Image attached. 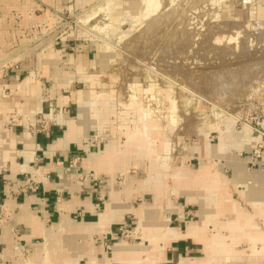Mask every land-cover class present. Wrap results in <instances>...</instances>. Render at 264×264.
I'll list each match as a JSON object with an SVG mask.
<instances>
[{"label": "crops", "instance_id": "crops-1", "mask_svg": "<svg viewBox=\"0 0 264 264\" xmlns=\"http://www.w3.org/2000/svg\"><path fill=\"white\" fill-rule=\"evenodd\" d=\"M13 1L17 40L0 37V264H264V149L228 147L219 127L174 150L128 113L119 134L112 98L93 89L97 43L51 26L82 0ZM29 113L49 128L31 134Z\"/></svg>", "mask_w": 264, "mask_h": 264}, {"label": "rangeland", "instance_id": "rangeland-1", "mask_svg": "<svg viewBox=\"0 0 264 264\" xmlns=\"http://www.w3.org/2000/svg\"><path fill=\"white\" fill-rule=\"evenodd\" d=\"M11 1L0 0V37L9 41L17 40L20 31L14 21L9 29L5 25L20 5ZM85 1L51 26L77 30L97 43L96 63L103 69L93 71L98 78L93 89L106 93L102 100L112 98L111 118L119 134L127 126L123 113H128L140 116L151 143H167L174 150L188 140L201 144L220 127L228 147L249 149L252 144L251 154L261 153L264 0H156L155 8L145 10L140 3L135 12L128 4L138 0ZM25 120L27 127L41 120L47 129L50 124L40 113H29ZM251 132L257 139L251 140ZM77 163L78 157L69 161L70 166ZM132 220L127 215L126 224L116 228L119 240H133Z\"/></svg>", "mask_w": 264, "mask_h": 264}, {"label": "bare ground", "instance_id": "bare-ground-1", "mask_svg": "<svg viewBox=\"0 0 264 264\" xmlns=\"http://www.w3.org/2000/svg\"><path fill=\"white\" fill-rule=\"evenodd\" d=\"M156 0H138V1H132L131 4H128L129 6V10L130 11H134L138 9V7L140 6V3H143V8L145 10H148L149 8H155L156 7ZM140 8V7H139ZM142 9V8H141ZM138 13H140V11H138Z\"/></svg>", "mask_w": 264, "mask_h": 264}, {"label": "built area", "instance_id": "built-area-1", "mask_svg": "<svg viewBox=\"0 0 264 264\" xmlns=\"http://www.w3.org/2000/svg\"><path fill=\"white\" fill-rule=\"evenodd\" d=\"M47 125H48V123L46 120H41L40 122L38 121L36 125L35 124L29 125L28 128H29V131L31 134L36 135L40 132L45 131L47 129ZM90 176H93V174L90 173ZM98 198H99V200L102 199V197H100V196H98Z\"/></svg>", "mask_w": 264, "mask_h": 264}]
</instances>
